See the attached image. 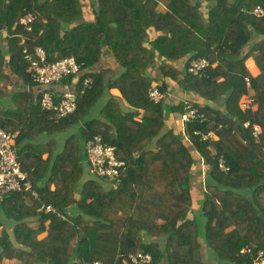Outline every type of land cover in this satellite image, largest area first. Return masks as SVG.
Instances as JSON below:
<instances>
[{
    "label": "trees",
    "instance_id": "obj_1",
    "mask_svg": "<svg viewBox=\"0 0 264 264\" xmlns=\"http://www.w3.org/2000/svg\"><path fill=\"white\" fill-rule=\"evenodd\" d=\"M257 5L264 0H0V123L18 133V158L36 191L0 201V264H126L139 251L151 255L149 264H252L241 249L264 250V15L255 14ZM28 12L31 30L21 22ZM37 46L48 62L74 56L82 72L35 83L23 49ZM251 56L258 76L246 66ZM200 57L210 66L189 72ZM12 76L25 85L8 88ZM86 78L73 113L43 109L46 91H80ZM155 81L159 101L150 96ZM250 90L256 110L239 104ZM183 92L185 100L174 96ZM189 104L203 116L186 121L183 133ZM96 135L129 162L126 176L84 180L86 143Z\"/></svg>",
    "mask_w": 264,
    "mask_h": 264
},
{
    "label": "built area",
    "instance_id": "obj_2",
    "mask_svg": "<svg viewBox=\"0 0 264 264\" xmlns=\"http://www.w3.org/2000/svg\"><path fill=\"white\" fill-rule=\"evenodd\" d=\"M254 12L258 16L264 15V8L257 5ZM34 19L35 15L32 12H28L22 17L21 22L28 30H31V23ZM26 40L27 39L23 37L22 43L25 44ZM23 52L25 53V58L29 64L28 71L32 80L39 85H51L61 81L67 76L78 75L82 72V64L79 63L74 56H68L54 62H48L47 52L42 46H37L33 51H31L28 47H25ZM210 64V61L205 57L196 58L190 62L188 71L193 74H199L203 72L205 68L210 66ZM246 82L247 85L250 86L249 77H246ZM90 83L91 78H86L83 81V86L80 91L72 89H68L63 93L46 91L43 94L41 101L43 109L56 111L58 117L73 113L77 107L79 94L84 93ZM150 96L155 101H159L163 97L156 83L150 90ZM243 106L244 109L251 107L250 100L244 102ZM202 116V114L198 113L197 109L193 108L189 104L186 112L182 115L183 131L186 121ZM248 125L249 122L245 123V126ZM253 128V134L256 138H258L262 132V128L258 124H255ZM196 133L201 134L203 139L212 140L216 138L213 131L207 133L196 131ZM17 137V132H11L5 129L0 123V201H2L6 195L12 191L17 192L32 190L33 194L36 195V191L33 190V184L29 178V174L27 171L23 170L21 162L18 158L16 146ZM86 152L90 167L97 176L106 178L126 176V170L129 166V162L118 158L116 155V146L105 143L101 135H96L93 139L87 141ZM220 166L224 170L228 169L223 157L220 158ZM42 208L48 212L56 211L50 204L43 205ZM241 252L251 253L253 257L252 264H264V250H260L256 255H254L250 247H244L241 249ZM151 260L152 258L149 253L139 251L129 254V258L126 263L149 264ZM83 264H102V262L95 260L93 262H85Z\"/></svg>",
    "mask_w": 264,
    "mask_h": 264
},
{
    "label": "crops",
    "instance_id": "obj_3",
    "mask_svg": "<svg viewBox=\"0 0 264 264\" xmlns=\"http://www.w3.org/2000/svg\"><path fill=\"white\" fill-rule=\"evenodd\" d=\"M158 8H159V10H162V11H165L166 9H167V7L165 6V4H163V3H160L159 4V6H158ZM209 9H210V3L209 2H207V1H203V4H202V6H201V8H200V10L202 11V14H203V16L204 17H207V14H208V12H209ZM152 33V32H151ZM247 46H246V50H247ZM245 50V51H246ZM108 55V54H107ZM159 58V56H157L156 57V59H158ZM246 66L248 67V69H249V71H250V73L253 75V76H258L259 74H260V68L258 67V65L256 64V62H255V60H254V58L251 56V57H249V58H247V60H246ZM218 63L216 62L215 64H214V66H216ZM223 79V78H222ZM221 79V80H222ZM17 83H19V84H17ZM7 87L8 88H10V89H12L13 87H19V86H24L25 85V83H24V81L22 80V79H20V78H18V77H14V76H12L8 81H7ZM32 87L30 86V85H28L27 86V89L28 90H32L31 89ZM68 89H70V88H68ZM67 89V90H68ZM111 91H112V93L114 94V95H117V96H122L121 95V92L119 91V89H117V88H112L111 89ZM252 94H253V91L252 90H250V92H249V94H246V95H243L242 97H241V99H240V101H239V104H240V107L242 108V109H244V106H243V103L244 102H247V101H249L250 100V106L254 109V110H256L257 109V107H258V105H257V103H255L254 101H252ZM175 97H177V98H182V99H186V97H187V94L185 93V92H183L182 94H180V95H174ZM233 115V114H232ZM83 125L84 126H86L87 125V123H83ZM182 127H183V122H182ZM204 169V168H203ZM193 183L195 184V185H197L198 183H199V175H197V176H195L194 177V180H193ZM182 237H180V242H182ZM213 263V262H212Z\"/></svg>",
    "mask_w": 264,
    "mask_h": 264
},
{
    "label": "rangeland",
    "instance_id": "obj_4",
    "mask_svg": "<svg viewBox=\"0 0 264 264\" xmlns=\"http://www.w3.org/2000/svg\"><path fill=\"white\" fill-rule=\"evenodd\" d=\"M86 6H89V4L88 3H86ZM158 84L156 81L155 82H153V85L154 84ZM5 92L6 91H8V89H6V90H4ZM111 93H112V91H110ZM113 94V93H112ZM163 96V95H162ZM122 101H123V105H127V103H126V101H124L123 99H122ZM182 132L184 133V131H183V127H182ZM216 135V134H215ZM216 138H218V136L216 135ZM187 140V139H186ZM188 141V140H187ZM189 142V141H188ZM46 156V155H45ZM86 161L88 162V160L86 159ZM89 163V162H88ZM201 167L202 168H206V164L204 163V162H202V164H201ZM86 174H85V176H84V180H86V179H89V178H94L95 176H97L94 172H93V170H92V168L90 167V165L88 164L87 165V167H86ZM98 177V176H97ZM113 184L111 183V182H105V186L106 187H111ZM1 230H2V226L0 225V232H1ZM46 233H42L40 236L42 237V236H44ZM4 261L5 262H8L9 260L8 259H4ZM13 262H17V260H13ZM126 264H128V263H126Z\"/></svg>",
    "mask_w": 264,
    "mask_h": 264
},
{
    "label": "water",
    "instance_id": "obj_5",
    "mask_svg": "<svg viewBox=\"0 0 264 264\" xmlns=\"http://www.w3.org/2000/svg\"><path fill=\"white\" fill-rule=\"evenodd\" d=\"M195 53H196L195 51H192L191 55H195ZM226 115L229 116L230 118L236 120L239 124H242V122L240 121L239 118L235 117L234 115L230 114L229 112H226ZM246 135H248V134L246 133Z\"/></svg>",
    "mask_w": 264,
    "mask_h": 264
}]
</instances>
